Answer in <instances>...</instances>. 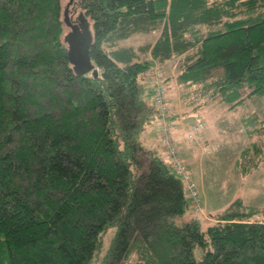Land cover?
Segmentation results:
<instances>
[{
	"label": "trees",
	"instance_id": "trees-1",
	"mask_svg": "<svg viewBox=\"0 0 264 264\" xmlns=\"http://www.w3.org/2000/svg\"><path fill=\"white\" fill-rule=\"evenodd\" d=\"M78 6L91 39L74 56L96 74L70 60L60 0H0V264H264V205L238 197L205 227L189 212L184 182L143 143L158 111L138 77L178 56L177 81L229 109L245 87L264 95V0Z\"/></svg>",
	"mask_w": 264,
	"mask_h": 264
},
{
	"label": "rangeland",
	"instance_id": "rangeland-1",
	"mask_svg": "<svg viewBox=\"0 0 264 264\" xmlns=\"http://www.w3.org/2000/svg\"><path fill=\"white\" fill-rule=\"evenodd\" d=\"M60 1L64 22L63 35L68 44L66 36L83 29L81 13L78 0ZM82 23L90 29L88 22ZM158 34L159 28L149 32H137L118 40V44L137 48L140 44L154 41ZM139 57L149 55L139 53ZM180 62L181 58L178 56L163 62L156 61L152 69L159 70L165 80L172 136L175 135L182 143L179 146L174 137L173 140L177 143L186 169L201 198V209L192 210L189 205V212L199 216L202 226L205 227L214 220L215 214L228 208L238 197L248 206L264 205V95H247L249 89L245 87L242 89L244 101L229 109L228 104L221 101L218 94L209 98L208 91L202 88L201 83H179L176 74ZM150 69L144 72L143 77L150 73ZM216 72H220V69L214 75ZM142 83L151 94V85L144 81ZM197 121H202L204 127L198 134L196 143H192L187 138V130ZM247 129L253 132L248 133ZM144 132L150 134V137L143 140V143L156 148L160 154L163 153L161 155L170 164L158 138L159 124L155 118L149 120ZM157 141L162 152L156 144ZM245 147H249L247 156H241ZM189 215L186 212L177 216L176 220L180 223ZM111 232L112 229H109L103 238L104 247L108 244ZM194 252L196 257L201 254L198 247Z\"/></svg>",
	"mask_w": 264,
	"mask_h": 264
},
{
	"label": "built area",
	"instance_id": "built-area-1",
	"mask_svg": "<svg viewBox=\"0 0 264 264\" xmlns=\"http://www.w3.org/2000/svg\"><path fill=\"white\" fill-rule=\"evenodd\" d=\"M150 73L143 77L144 72L139 74L141 81L150 84L151 99L155 104L158 111V124L159 132L158 138L167 154L170 162V168L178 175L184 182L185 190L189 195L190 208L192 210L201 209V198L194 181L191 179L187 171L184 159L177 147V144L173 140L172 136V122L170 119V113L166 98V85L165 80L161 72L157 69H150ZM204 124L202 121L192 123L187 130V138L196 143L198 134L203 129Z\"/></svg>",
	"mask_w": 264,
	"mask_h": 264
},
{
	"label": "water",
	"instance_id": "water-1",
	"mask_svg": "<svg viewBox=\"0 0 264 264\" xmlns=\"http://www.w3.org/2000/svg\"><path fill=\"white\" fill-rule=\"evenodd\" d=\"M87 23V22H86ZM81 25L83 26L82 31L73 32V35L66 36V40L69 42V57L71 62L73 63V66L77 73H85L88 70H92L94 74L97 73V68L93 67L92 62L90 61L89 57L86 56V54L81 50L79 56H74L76 48V39L79 36V46L83 47L84 50L86 49V43L91 39V31L87 27H85V24L81 22ZM83 45V46H82ZM82 48V49H83Z\"/></svg>",
	"mask_w": 264,
	"mask_h": 264
},
{
	"label": "crops",
	"instance_id": "crops-1",
	"mask_svg": "<svg viewBox=\"0 0 264 264\" xmlns=\"http://www.w3.org/2000/svg\"><path fill=\"white\" fill-rule=\"evenodd\" d=\"M178 116L182 118L181 114H179ZM178 116H177V117H178ZM141 137H142L143 140H147V139L150 137V134L144 132V134H143ZM173 137H174V140L177 141L178 145L180 146L181 143H182V142L180 141V139L177 138V137H175V135H174ZM179 141H180V142H179ZM177 143H176V144H177ZM156 144H157L158 148L160 149V151L162 152L161 147H160V144H159L158 141H157ZM161 154L163 155V153H161Z\"/></svg>",
	"mask_w": 264,
	"mask_h": 264
}]
</instances>
